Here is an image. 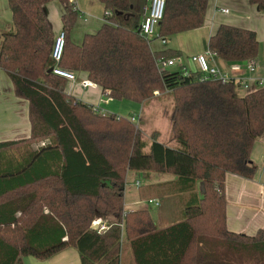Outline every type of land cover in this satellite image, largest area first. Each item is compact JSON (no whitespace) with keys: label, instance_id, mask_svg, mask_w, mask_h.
<instances>
[{"label":"trees","instance_id":"trees-1","mask_svg":"<svg viewBox=\"0 0 264 264\" xmlns=\"http://www.w3.org/2000/svg\"><path fill=\"white\" fill-rule=\"evenodd\" d=\"M50 1L7 0L12 27L0 33V69L27 101L30 123L27 137L0 141V264L43 260L69 247L80 264H122L129 253L133 264H264V229L229 231L224 196L227 173L254 175L249 157L264 134V83L240 95L233 80L158 69L156 58L180 52L155 51L141 34L149 0H98L103 21L80 43L70 39L80 14L74 1L56 0L65 34L58 67L85 73L113 100L146 105L170 95L173 144L159 142L156 132L142 139L129 116L97 113L50 71L57 35L45 12ZM208 1L165 0L157 37L201 27ZM248 1L264 11V0ZM208 49L234 63L254 60L259 44L253 30L220 24ZM128 171L172 175L155 187L179 201L178 219L158 228L147 209L125 211ZM101 215L114 222L91 228Z\"/></svg>","mask_w":264,"mask_h":264},{"label":"crops","instance_id":"crops-1","mask_svg":"<svg viewBox=\"0 0 264 264\" xmlns=\"http://www.w3.org/2000/svg\"><path fill=\"white\" fill-rule=\"evenodd\" d=\"M73 1L76 9L79 11L78 0L77 3L76 0ZM222 8L227 9L228 12H221L220 9ZM61 11V5L56 0L48 2L45 6L48 22L52 26L55 35L58 34L59 29L61 28ZM103 14L104 10L102 7L101 21H103ZM78 18L76 23L80 22V15ZM81 19L83 22H86L85 24L88 23L85 17H82ZM220 24L248 28L255 32L259 44V51L257 57L252 60L254 72H250L247 69L248 61L227 63L220 60L217 56L207 54L209 50L208 39ZM4 25L5 29L2 28ZM11 27V13L7 0H0V33ZM173 36L177 37L178 44L174 45L173 43L171 48L180 52V56L174 58L176 64L173 65V69H179L181 67L187 71L198 72L199 66L196 62L192 63L191 58L195 55H204L207 64L210 67L215 68L217 72L248 85V88L244 89L238 83V88H240L238 90H243L240 95L257 89L259 87L257 82L259 80H264V11L256 9V7L251 5L248 0H209L205 11L203 25L199 28L177 33ZM77 42L78 41L76 40L75 43ZM151 48L155 51L164 50V47L159 48L151 46ZM166 48L168 49L170 47ZM190 63L194 65L191 66ZM75 75L77 78L81 79H85L86 77V74L82 72H77ZM77 78L75 83L78 82ZM97 89L100 90L98 86ZM86 104L93 105L91 101ZM135 104L136 106L133 105V108L139 106L138 111H141L140 114L150 106L149 103L144 105V107L141 104ZM102 108L103 109H100L99 111L97 108L93 107V109L99 114L115 113L110 112L112 109L109 107V104H106L105 107ZM133 108L131 110H134ZM138 119L139 121L141 120L140 115L138 116ZM29 133L30 123L28 119V103L26 100L14 95L10 79L0 69V141L25 138ZM249 158L255 166L254 175L251 178L246 179L232 173H227L224 183V196L226 201V228L232 232L253 235L258 229H264V134L253 143ZM144 173L148 181L145 187L139 188L134 195L136 198L131 203V205L134 206L132 209H147L146 205H141V203L146 202L148 204H153L155 207L165 208L164 211L166 214V208H168L167 200L172 197L169 199L165 197L166 199L163 201L155 195V192H153L154 190L151 191L150 189L158 184H166L167 182L174 180V177L159 176L154 172ZM197 184L201 187V184ZM140 189H143L144 192L141 193ZM149 199L156 200L158 204L155 205L154 203H149ZM132 209H125V211H130ZM163 212H159V219L164 216ZM100 218L104 220L107 225L114 222V219L110 217L101 216ZM164 220V226H167L169 223H166L165 218ZM20 264H80V260L77 251L74 248L69 247L43 260L31 256L23 257ZM122 264H133L131 253L124 258Z\"/></svg>","mask_w":264,"mask_h":264},{"label":"rangeland","instance_id":"rangeland-1","mask_svg":"<svg viewBox=\"0 0 264 264\" xmlns=\"http://www.w3.org/2000/svg\"><path fill=\"white\" fill-rule=\"evenodd\" d=\"M77 3V0H76ZM78 7L80 11V17H85L87 19L86 22H83L80 18V22L76 23V25L73 27L70 33V39L72 42L75 43L77 40V43H80L82 40V36L86 32H95L101 25L102 21V6L98 2V0H78ZM83 12V13H82ZM58 17V15H57ZM48 20V19H47ZM79 21V18H78ZM6 25V24H5ZM5 25L2 26L3 29H5ZM51 26V25H50ZM52 28V26H51ZM53 30V28H52ZM61 31V28L59 29V32ZM158 31L154 34V36H150V46L152 47H164V49H167L166 47H170L174 43V45L178 44L177 37L173 36L172 38L165 41V44H162V41L160 38L157 37ZM74 38V40H73ZM191 61V60H190ZM193 63V61H191ZM191 66H193L190 63ZM174 66L168 67L167 69H172ZM76 76V75H75ZM77 78V77H76ZM79 82L83 81L86 83V86L83 87L80 85V83H72L67 82L65 86V92L74 95L78 100L88 103L89 101L92 102V106L94 108H97L99 111L100 109H103L102 107H105L106 104H109V107L112 109L110 112H115L117 115L121 116H128V115H135L136 116V122L135 126H139L141 137L142 139H150V136L152 132L157 133V140L159 142L166 143L168 145L173 144V142H170V123L168 119V115L170 114L171 107H172V100L168 93H163L161 95H157V97L153 98L149 104V108L145 109L143 113L140 114L138 111L139 106L137 108H133V105L136 106L135 103L126 101V100H112L108 96L101 94L100 90L97 89V85L89 83L85 77V79L77 78ZM240 88L236 87V91L240 94L243 92V90H238ZM143 107L144 105L141 104ZM146 107V106H145ZM134 110H131V109ZM106 109V108H105ZM109 112V113H110ZM141 116V120L139 121L138 116ZM1 139V138H0ZM171 143V144H169ZM129 172V173H128ZM126 173L125 178V188H124V198H123V207L124 210L132 209L131 203L135 200L136 196L134 195L137 193L139 188H144L147 183V178L145 176V173L143 171H128ZM150 173V172H149ZM159 176H166V177H172V175L169 174H160L155 173ZM138 183V185H137ZM166 185L164 184V187ZM164 187H154L150 190L155 192V195L161 200H165L166 198L171 199L167 200V213L165 214V211L163 207H155L153 204H148L146 202L141 203V205H146L147 210L153 220L154 225H157V227H163L166 223H171L174 220L178 219L177 211L179 208V201L172 195V196H160L158 190H163ZM141 193H143V189H140ZM166 197V198H165ZM166 202V201H165ZM133 210V209H132ZM163 212L164 216L161 217V219L158 218L159 212ZM103 217H110L111 216H105L101 215ZM93 222V221H92ZM92 225V224H91ZM126 256V255H125ZM245 258V257H244ZM26 260V259H25Z\"/></svg>","mask_w":264,"mask_h":264},{"label":"built area","instance_id":"built-area-1","mask_svg":"<svg viewBox=\"0 0 264 264\" xmlns=\"http://www.w3.org/2000/svg\"><path fill=\"white\" fill-rule=\"evenodd\" d=\"M164 6H165V0H149L148 6L146 8L147 15L145 16L144 20L140 24V32L145 37L149 38L150 36H154L156 31H158L157 29H158L159 22L163 16ZM220 11L223 13L228 12V10L225 8L220 9ZM161 41H162V44L166 43L165 40L161 39ZM64 43H65V34L61 30L55 36L54 42L52 45L51 57L54 61V66L51 67L50 71L53 74L67 78L70 82L75 83L77 80H76V76L73 72L67 71V70L62 69V68L57 66V63L60 61L61 56H62ZM207 54L215 56V54L213 52H211L210 50H208ZM191 60L198 64L199 72L201 73L202 79L213 78V79H221L223 81L233 80L235 83H237V84L239 83V85H241V87H243L244 89L248 88V85L246 83L232 79V78H229L226 75L217 72L215 68L210 67L207 64V61H206V58L204 55L192 56ZM175 64H176V61L174 58H170V59H164L161 57L156 58V65H157L158 69H160V70H165L168 67H171ZM247 64H248L247 69L250 72H254V65L252 64V61H248ZM185 74H188V71ZM78 83H80V85L83 87L86 86V83L83 81H81V82L78 81ZM262 83H264V80H259L257 82V84L259 86H261ZM129 118L132 122H136V116L135 115L129 116ZM137 185H138V183H137ZM148 202L154 203L155 205L158 204V202L154 199H149ZM92 225H95L96 226L95 229H97L98 231H101V230H104L105 228H107V224L101 218H95L92 222Z\"/></svg>","mask_w":264,"mask_h":264},{"label":"water","instance_id":"water-1","mask_svg":"<svg viewBox=\"0 0 264 264\" xmlns=\"http://www.w3.org/2000/svg\"><path fill=\"white\" fill-rule=\"evenodd\" d=\"M201 187H202V186H201ZM91 228L95 229V228H96V226H95V225H92V226H91Z\"/></svg>","mask_w":264,"mask_h":264}]
</instances>
